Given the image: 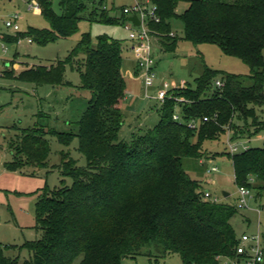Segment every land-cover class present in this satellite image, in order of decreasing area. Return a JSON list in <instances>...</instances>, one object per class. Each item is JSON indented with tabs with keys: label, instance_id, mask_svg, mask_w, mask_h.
<instances>
[{
	"label": "trees",
	"instance_id": "trees-1",
	"mask_svg": "<svg viewBox=\"0 0 264 264\" xmlns=\"http://www.w3.org/2000/svg\"><path fill=\"white\" fill-rule=\"evenodd\" d=\"M38 1L49 27H28L16 36L4 34L5 42L17 44L31 38L46 46L72 37L84 14L89 22L104 25L127 20L125 15L113 16L106 0H60L58 11L53 0ZM152 1L161 22L151 27L163 35L164 50L176 51L178 38L170 36V22L180 19L184 40L194 45L215 44L224 54L242 60L251 69L254 84L246 87L241 75L207 68L195 88L169 92L171 97L161 104L158 124L126 141L121 130L128 87L120 40L107 34L94 40L84 33L64 59L25 68L17 75L5 71L4 76L35 86H58L71 84L66 80L69 68L80 73V88L92 96L76 133L45 127L23 129L16 124L9 127L20 133L9 141L12 160L4 165L8 171L47 167L49 135L64 146L77 138L78 151L87 164L78 166L61 152V185L46 186L36 203V229L41 237L20 246L0 241V264H20L19 256L6 255L7 250L15 249L29 251L23 264H74L78 258L77 264H124L145 249L156 262L157 254L178 255L182 264L213 263L219 256H236L239 237L232 219L239 213L238 206L207 198L184 160L203 163V159L226 156L232 161L238 187L264 190V147L235 154L228 149L215 155L204 149L206 141L229 136L233 142L250 135L251 128H255L253 134L264 131V120L256 109L264 106V0H188L190 5L182 14L177 12L182 0ZM219 74L225 85L208 96ZM179 96L190 102L178 103ZM177 109L184 123L173 119ZM205 117L209 120L204 121ZM192 120L199 122L195 129L189 126ZM66 178L72 179V185L65 184Z\"/></svg>",
	"mask_w": 264,
	"mask_h": 264
},
{
	"label": "rangeland",
	"instance_id": "rangeland-1",
	"mask_svg": "<svg viewBox=\"0 0 264 264\" xmlns=\"http://www.w3.org/2000/svg\"><path fill=\"white\" fill-rule=\"evenodd\" d=\"M59 1L53 0V7L56 11L59 9ZM0 2L1 32L6 33L1 22L2 18L14 12H19L23 16L20 21L22 31L27 30L28 27L40 29L49 27L43 16L29 12L22 0H0ZM133 2L134 0H106V5L112 9L113 16L121 18L124 15L122 11L124 5H130ZM186 7H188V1H182L178 13L182 14ZM170 23L171 33L178 38V47L176 51L171 52L164 50L159 43L156 44V78L148 87H146L144 74L137 75L134 72V53L128 48L129 32L124 24L112 26L97 22L91 23L87 19V14H84L76 34L69 38H61L46 46L36 43L29 44L27 39H23L20 44L4 42L8 52L3 53L2 40L0 41V241L2 243L20 246L27 240H36L41 237L42 232L36 229V203L46 186L54 188L61 185L62 151L67 157L75 159L78 166L87 164L86 157L78 151L77 138L70 146H64L58 142L56 137L49 135L47 137L51 142V153L47 167L35 169L26 166L17 172L8 171L4 165L12 160L9 141L15 138L18 132L20 133L9 127L16 124L23 129L45 127L58 132L76 133L78 131L77 122L82 118L92 96L90 91L80 88L81 78L78 71L67 69L66 80L71 82L69 85L35 86L2 75L4 68L2 61L11 62L8 70L14 71L17 75L25 68L50 65L59 59L66 58L80 42L84 33H90L94 40L101 34H107L120 40L123 47L125 81L128 87V99L123 106L125 124L121 130V138L131 141L134 135H140L160 121L162 101L149 99L146 94L152 97L158 96L160 92L167 89L176 88L182 91L187 87L195 88L197 79L205 73L207 68L241 75L242 83L246 87L254 84L251 69L242 60L224 54L215 44L194 45L184 40V23L180 19H173ZM217 79H222V74L213 80L208 96L217 89L215 84ZM184 83L185 87L178 88ZM177 98L189 100L186 96ZM256 109L259 117L264 120V106H257ZM235 122L238 123V121ZM254 130L255 128H251L250 135L247 134L239 140H234L233 143H237L240 149L243 146L264 147V131L253 134ZM204 149L211 152L209 153L211 155L227 153L229 149L227 136L217 141H206ZM203 160V163L195 159L184 160L190 176L199 180L204 190H209L213 197L237 205L239 187L235 182L232 161L223 155H217L215 159ZM201 164H204V167ZM213 167H217L218 171H211ZM72 182L71 178L65 179V184L68 186L72 185ZM256 186L258 187L259 184ZM224 192L230 195L225 197ZM238 209L239 213L232 219L238 237L244 233L256 232L264 236V190L259 191L254 188L251 191V197L248 198V206ZM6 255L19 256L20 264L30 257L29 251L25 249L7 250ZM157 255L158 261H153V257H150L148 250L145 249L136 258L125 259L124 264H182L178 255ZM80 259L78 258L74 264H77Z\"/></svg>",
	"mask_w": 264,
	"mask_h": 264
},
{
	"label": "built area",
	"instance_id": "built-area-1",
	"mask_svg": "<svg viewBox=\"0 0 264 264\" xmlns=\"http://www.w3.org/2000/svg\"><path fill=\"white\" fill-rule=\"evenodd\" d=\"M12 1V0H11ZM27 7V10L32 13H42V6L38 0H22ZM123 13L125 16L133 17L136 16L139 19V25L134 22L127 20L124 24V27L129 32L128 40L131 43V50L134 53V61L139 70L140 74H144L146 79V87L151 86L156 78V54H155V45L160 42L163 37L162 34L155 31L152 27V23L161 22V18L157 13V7L152 0H134V3L123 8ZM23 16L19 12H14L6 17L2 18L1 22L3 23L6 33L11 36H16L22 28L20 21ZM0 33V41L2 40V51L3 53L8 52V48L4 44ZM170 36H174L173 33ZM23 39H20L17 44H20ZM29 44L34 43L31 38L27 39ZM6 60L2 61L5 63ZM217 88H223L225 85L224 80L217 79L215 82ZM185 83L178 88L185 87ZM172 89H167L164 92H160L158 96L150 97L146 94V97L155 99L158 101L164 102L169 97V92ZM176 101L181 104L190 102L186 99L176 98ZM173 119L175 121L184 123V120L177 109L173 114ZM209 118L205 117L204 121H208ZM199 122L197 120H192L189 123V126L193 129L198 127ZM228 148L231 154L239 153L243 150H247L249 147L243 146L241 149L237 143L231 142L228 136ZM210 171V170H209ZM211 171H218L217 167H213ZM205 196L211 198L214 201H219L216 197L212 196V193L209 190H206ZM251 197V190L246 187H239V198H238V208H245L248 206V198ZM264 261V243L263 236L261 233H244L239 237V243L236 247V256H219L217 260L213 263H204V264H261Z\"/></svg>",
	"mask_w": 264,
	"mask_h": 264
},
{
	"label": "crops",
	"instance_id": "crops-1",
	"mask_svg": "<svg viewBox=\"0 0 264 264\" xmlns=\"http://www.w3.org/2000/svg\"><path fill=\"white\" fill-rule=\"evenodd\" d=\"M9 1H11V0H9ZM182 1H188V0H182ZM182 1H181V2H182ZM181 2H180V3H181ZM133 3H134V2H133ZM133 3H132V4H133ZM180 3H179V5H180ZM132 4H130V5H132ZM0 5H1V2H0ZM179 5H178V8H179ZM189 5H190V3H189V1H188V7H189ZM125 6H129V5H124V7H125ZM124 7H123V8H124ZM188 7H186V9H188ZM178 8H177V12H178ZM10 14H11V13H10ZM39 14H41V13H39ZM8 15H9V14H8ZM6 16H7V15H6ZM126 18H127V20H129L130 17L128 18V17L126 16ZM22 19H23V18H22ZM0 33L4 35V32H1V31H0ZM173 34H174V33H173ZM174 35H175V34H174ZM127 40H128V39H127ZM158 43L160 44V47L163 48V46L161 45V43H160V42H158ZM127 45L129 46L128 48H130V50H131V43H130L129 40H128V44H127ZM155 46H156V45H155ZM163 49H164V48H163ZM15 57H16V55H15ZM134 63H135V61H134ZM3 64H4V68H3V71H2V75L4 74L5 71H9L8 69L10 68V66H11L12 63L6 61V62L3 63ZM156 67H157V65H156ZM134 72L137 73V75H139V70H138V68H137V66H136V63H135V66H134ZM127 99H128V97H126L125 101H127ZM125 101H124V102H125ZM11 153H12V152H11ZM3 244H4V243H3Z\"/></svg>",
	"mask_w": 264,
	"mask_h": 264
},
{
	"label": "water",
	"instance_id": "water-1",
	"mask_svg": "<svg viewBox=\"0 0 264 264\" xmlns=\"http://www.w3.org/2000/svg\"><path fill=\"white\" fill-rule=\"evenodd\" d=\"M129 20L132 21V22H134L135 24L139 25V19H138V17L133 16V17H130ZM229 195H230L229 193L224 192V196L225 197H228Z\"/></svg>",
	"mask_w": 264,
	"mask_h": 264
}]
</instances>
